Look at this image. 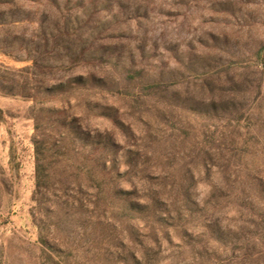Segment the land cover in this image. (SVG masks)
Listing matches in <instances>:
<instances>
[{"label": "rangeland", "instance_id": "obj_1", "mask_svg": "<svg viewBox=\"0 0 264 264\" xmlns=\"http://www.w3.org/2000/svg\"><path fill=\"white\" fill-rule=\"evenodd\" d=\"M0 264H264V0H0Z\"/></svg>", "mask_w": 264, "mask_h": 264}]
</instances>
